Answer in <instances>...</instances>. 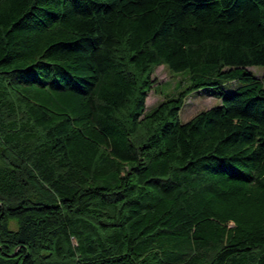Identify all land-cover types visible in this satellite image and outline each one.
<instances>
[{"label":"trees","instance_id":"16d2710c","mask_svg":"<svg viewBox=\"0 0 264 264\" xmlns=\"http://www.w3.org/2000/svg\"><path fill=\"white\" fill-rule=\"evenodd\" d=\"M159 65L189 84L146 110ZM248 66L264 0H0V264H264Z\"/></svg>","mask_w":264,"mask_h":264},{"label":"rangeland","instance_id":"374dc122","mask_svg":"<svg viewBox=\"0 0 264 264\" xmlns=\"http://www.w3.org/2000/svg\"><path fill=\"white\" fill-rule=\"evenodd\" d=\"M256 77L262 78L264 69L258 66H248ZM152 78L155 81L152 89L149 91L146 98V110L152 109L157 103H159L165 95L175 94L179 90L188 86L189 82L186 78L185 71H173L166 68L164 65L156 67L152 73ZM236 86L235 82H230L226 85V89H233ZM221 100L215 97L213 89L211 87H203L192 91L185 98L183 105L179 110V119L181 122H185L193 117L199 111L209 108L213 105L220 104ZM148 246L151 244L160 247H168L169 244L164 240H149Z\"/></svg>","mask_w":264,"mask_h":264}]
</instances>
